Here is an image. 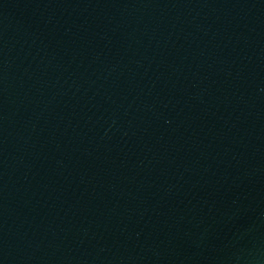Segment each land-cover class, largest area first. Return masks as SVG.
<instances>
[{
  "label": "water",
  "instance_id": "1",
  "mask_svg": "<svg viewBox=\"0 0 264 264\" xmlns=\"http://www.w3.org/2000/svg\"><path fill=\"white\" fill-rule=\"evenodd\" d=\"M0 264H264V0H0Z\"/></svg>",
  "mask_w": 264,
  "mask_h": 264
}]
</instances>
